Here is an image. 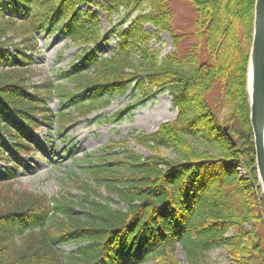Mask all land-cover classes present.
Segmentation results:
<instances>
[{"label":"trees","instance_id":"trees-1","mask_svg":"<svg viewBox=\"0 0 264 264\" xmlns=\"http://www.w3.org/2000/svg\"><path fill=\"white\" fill-rule=\"evenodd\" d=\"M186 1L196 14L195 44L179 56L168 0H0V264H179L177 252L187 264H208L218 246L230 264H264V197L246 91L255 0ZM146 5L150 11L118 36L116 52L99 57L104 36L92 9L126 17ZM42 33H60L80 56L56 79L34 85ZM159 33L174 47L162 58L150 49ZM216 86L219 99L211 103ZM128 92L133 101L114 123L163 93L177 111L156 132L130 135L150 156L124 142L108 147L109 155L102 149L76 178L79 197L11 187L23 170L20 157L38 147L37 129L54 121L48 96L80 119ZM69 115L55 119L64 126ZM67 244L76 249L62 251Z\"/></svg>","mask_w":264,"mask_h":264},{"label":"rangeland","instance_id":"rangeland-1","mask_svg":"<svg viewBox=\"0 0 264 264\" xmlns=\"http://www.w3.org/2000/svg\"><path fill=\"white\" fill-rule=\"evenodd\" d=\"M168 4L174 13V32L181 36L177 50L179 56H182L189 52L191 46L195 44L192 34L196 14L186 0H168ZM82 8L89 9L90 7L83 6ZM92 11L98 16L104 36V41L97 45L96 54L99 57L109 58L117 50L120 33L126 30L139 12L146 13L150 11V7L146 5L140 11L126 17L122 10L112 16H108L98 9H92ZM144 29L151 34L155 33V30L149 26H145ZM157 39L158 41L151 42V52L158 50L162 58L174 50L166 33H159ZM37 49L38 52L34 55L37 64L33 68L36 74L31 79L34 85H40L50 77L56 79L61 71L77 62V58L80 56V48L71 47L60 33L53 36H48L45 33L39 35ZM202 58L205 59V56ZM57 82L59 81L57 80ZM208 99L211 103H215L219 99L218 86L208 96ZM131 101H133L131 92H128L123 97L113 98L105 109L86 118L77 119L75 115H69L72 110L64 108V104L60 103L56 96H48L46 102L55 118L61 113H66L72 121L63 126L54 118L49 128L40 126L37 129L35 140L38 142V147L29 157H20L23 170L18 172V178L11 187L15 190L45 195L48 198L68 193L79 197V192L75 187L76 178H83L81 173L85 163L90 160L96 161L102 157V149L105 150L106 155H109L108 147L124 142L128 150L142 157L150 156L148 149L130 141V135H149L156 132L163 123L173 121L177 111L172 107L168 94L163 93L146 104L131 109L120 122H112L110 118L116 112L123 110ZM123 151L116 148L113 152L122 153ZM165 154L170 159L174 158L167 151ZM243 170L246 172L245 169ZM3 171V165L0 164V174H3ZM259 229L262 231L260 227ZM231 234L232 232L229 233V235ZM75 249L76 246L71 244L61 247L64 252ZM176 256L179 264H187L181 252H177ZM208 264H230L226 248L221 246L213 248L208 253Z\"/></svg>","mask_w":264,"mask_h":264},{"label":"water","instance_id":"water-1","mask_svg":"<svg viewBox=\"0 0 264 264\" xmlns=\"http://www.w3.org/2000/svg\"><path fill=\"white\" fill-rule=\"evenodd\" d=\"M247 84L249 122L251 126L255 165L259 185L264 196V0H255L252 37L248 55ZM223 131L233 147L236 143Z\"/></svg>","mask_w":264,"mask_h":264},{"label":"built area","instance_id":"built-area-1","mask_svg":"<svg viewBox=\"0 0 264 264\" xmlns=\"http://www.w3.org/2000/svg\"><path fill=\"white\" fill-rule=\"evenodd\" d=\"M240 173H241V171H240Z\"/></svg>","mask_w":264,"mask_h":264}]
</instances>
